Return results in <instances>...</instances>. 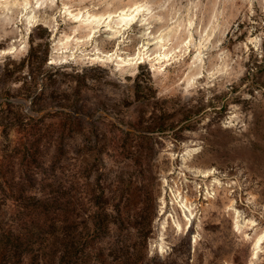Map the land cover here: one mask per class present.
Listing matches in <instances>:
<instances>
[{"label":"rangeland","instance_id":"374dc122","mask_svg":"<svg viewBox=\"0 0 264 264\" xmlns=\"http://www.w3.org/2000/svg\"><path fill=\"white\" fill-rule=\"evenodd\" d=\"M139 5L121 32L106 26ZM1 122L0 227L21 190L77 187L83 212L99 183L124 218L103 238L108 255L142 251V209L145 264H264V0H0Z\"/></svg>","mask_w":264,"mask_h":264},{"label":"trees","instance_id":"16d2710c","mask_svg":"<svg viewBox=\"0 0 264 264\" xmlns=\"http://www.w3.org/2000/svg\"><path fill=\"white\" fill-rule=\"evenodd\" d=\"M35 55L36 52L32 48L22 65L29 67L33 74L27 82V97L36 92L34 87L37 86L38 76L37 66L34 64L37 59ZM2 104L3 110L15 107L10 101ZM19 116L23 117V114L20 113ZM68 116L70 118L63 124H70L73 130L79 129L82 125L81 119L70 114ZM145 138L152 141L151 138ZM20 169L24 171L22 167ZM18 185L19 188L24 186L21 183ZM56 185L53 182L45 184V189L51 187L52 190L44 189L40 197L22 190L18 195L11 197L23 208L12 211L6 226L0 227V264H145L144 246L152 222V218L146 221L148 212L139 209L133 225L140 229L137 232L142 237V251L134 247L131 254V246L113 244L108 255V247L102 245L103 238L112 235L113 229L116 233H123V213L120 210L116 213L109 212L105 205H102L107 204L109 198L104 196L102 187V190H99V183L97 187L88 183L90 189L87 193L94 207L90 210L83 208L84 213L80 209L84 198L78 196V188L71 186L69 190L60 192L55 190ZM138 190L136 187L135 191ZM117 222L121 223V226L117 225ZM109 256L113 258L110 259Z\"/></svg>","mask_w":264,"mask_h":264},{"label":"bare ground","instance_id":"6f19581e","mask_svg":"<svg viewBox=\"0 0 264 264\" xmlns=\"http://www.w3.org/2000/svg\"><path fill=\"white\" fill-rule=\"evenodd\" d=\"M138 5V4H137ZM141 9H142V6L139 5V6H136V8H129V9H123L121 10L120 12H115V16H113L112 14L109 15L108 17V21H105L106 23V26L109 28V29H113L114 31V34L117 33V32H121V30L123 29V27L125 25H129L130 23L133 24L134 21H136L138 15L140 14L141 12ZM142 13V12H141ZM144 15V14H143ZM73 16H75L76 19H78L77 21H80L83 25H86L88 27H91V25L97 23V24H100V23H103L102 20H104V17L103 16H98V15H89L88 17L86 16H82V18L79 17V14H76ZM145 16V15H144ZM125 23V24H124ZM82 26V25H81ZM126 27V26H125ZM95 28L92 29V31L94 30ZM124 31V30H123ZM92 34V33H91ZM93 35V34H92ZM91 36V35H90ZM185 44V43H184ZM171 46V45H170ZM145 47V46H144ZM173 50V49H172ZM182 51V50H181ZM141 52V50H140ZM143 52V51H142ZM170 52V51H169ZM175 52V51H174ZM115 54V53H114ZM202 53H200L201 55ZM163 55V54H162ZM140 56V55H139ZM170 56V53H166L164 52V55H163V58L165 60H167ZM199 58V56L197 57ZM109 59V58H108ZM122 60V59H121ZM160 60V59H159ZM132 61V60H131ZM161 61V60H160ZM122 63V62H121ZM162 64V63H161ZM164 201V199H163ZM195 202V201H194ZM189 198H186V201H182L181 204L184 208V213H185V217L186 219L188 220V224H191L192 223V220H193V212L191 211L190 207H189ZM170 204V203H169ZM163 205V204H162ZM187 208L189 209L187 211ZM167 213V212H166ZM199 213V212H198ZM162 216V215H161ZM165 216V215H164ZM187 224V225H188ZM238 224V225H237ZM186 225V227H187ZM237 227H240V223H236ZM178 226V229H182V225L180 223L177 224ZM190 226V225H189ZM189 232V231H188ZM162 238V237H161ZM264 239V236H262L261 238L258 239L257 243L256 244V247L258 250H256V254H258L257 251H259V249L261 248V243ZM162 246V245H161ZM261 250V249H260Z\"/></svg>","mask_w":264,"mask_h":264}]
</instances>
